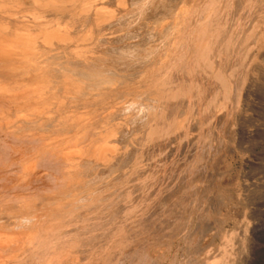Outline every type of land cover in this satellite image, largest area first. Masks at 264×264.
<instances>
[{
	"label": "rangeland",
	"instance_id": "1",
	"mask_svg": "<svg viewBox=\"0 0 264 264\" xmlns=\"http://www.w3.org/2000/svg\"><path fill=\"white\" fill-rule=\"evenodd\" d=\"M4 5V7L7 6L6 4ZM186 5L187 9L185 8V12L183 10V13H181L180 23H178L176 27L177 32L175 31L173 34V40L176 39L177 41L173 46L171 42L169 50L165 49L154 56L153 62L156 64L152 66L151 70L148 72L147 78L141 82V85L144 87L143 89L139 88L137 83L129 85L127 82L123 87L117 85L122 78H114L116 79V84L113 88H111L113 84L98 88L95 85L96 80L94 82L85 81L86 83L81 84L82 86L80 85V88L76 85L69 87L68 81L72 80L70 74H68V71L62 72L59 69V76H61L62 82L57 88H61L62 91L57 89L55 92V90L53 91L50 89L51 86L47 83L45 85H38L35 83L37 79L41 78L40 75L48 78L47 74L42 73L34 76L29 74L30 72L24 69V66H21L16 71H12L9 62L4 61L0 57V227H12V218L20 219L33 216L38 219L33 223V229L30 226L25 228V233H28L27 240L21 242L18 246L13 243L6 248L7 251L1 254L0 264H58V261H61L60 264H117L118 260L119 262L121 261L120 264H145V262H147V264H149V262L151 264H172L176 260L177 262H175V264H181L182 262L180 263V261H183L185 257L184 254L187 253L185 248L188 241L185 238L186 234L177 233L181 236L179 238H174L177 237L176 231L179 226L177 223V221H179L178 218L180 217L187 220L189 229H191L195 221L198 220V207L205 201V196L200 194L196 198L194 205L190 208V212L187 208L188 206L186 205L187 207H185L186 198L189 192H192L194 186L197 185L195 181L199 179L197 178V172L202 168H209L213 160L217 161L220 158L217 151H215L217 132L221 135L219 136V138L222 137L221 139L224 138L227 140L230 138L228 130L226 131L224 129L225 132H222V124L215 126L214 119L212 117H206L205 115L203 116V114H205V110L209 104L213 111L221 105L223 92H226L228 99L225 103L223 102L222 105H229L232 103L231 98H233V91H231V88L233 81L229 76L232 65L234 68L239 67V69L242 70V75L247 73L244 76H248L246 80L240 82L239 93H241L240 98H242V107L239 109V112H241V118L239 119L241 121L237 122L233 120L228 126L229 129L233 127L234 132L235 130L241 132L237 134L240 143L239 145L231 146V150H233L228 154L229 156L225 155L218 160V169L225 175L221 186L230 189V194L233 198L237 197L241 191L247 189L246 194L248 200L246 201V206L256 207L260 203L264 204V51L261 53L260 57H255L261 44L255 46V44L249 40L250 38L246 37L251 27H247L243 19L237 22L236 30L230 32L231 25H229L233 24L234 18L231 16H233V13L237 10L247 13L252 11L251 7L255 5L257 9L260 8V10L256 11L257 13H264V7L261 9V7L264 6V1L187 0ZM6 8L8 9L3 10H7L12 14L17 11L16 8L12 9L9 5ZM12 14L9 16L5 15L6 20L0 16V30L11 27V34H16L17 32L13 26L15 17H13ZM8 17H10V19H8ZM209 17H211V19ZM18 30H22V27H19ZM190 31L193 32L191 33ZM262 31L264 32V28ZM180 40L182 41L180 42ZM179 43L180 46L182 45L181 47ZM241 46L242 51L240 49ZM249 49L252 51V54L250 53L252 56L250 57L247 55L248 53L246 54ZM166 53H168L166 60L163 61L162 64H159L158 62L163 59L162 57L165 56ZM187 57H189L188 60ZM146 60L147 59H145V61ZM220 60L224 62V68L217 69L215 63ZM134 62V65H136L135 67L140 66V63ZM250 63H252V66L248 67ZM185 68L187 72L184 70ZM178 69L180 72H178ZM133 75H136V73ZM167 82H169V84ZM164 85L165 87L168 86L167 88H170V90L174 92L169 93L167 88L165 89L167 91L165 92L167 101H175L178 103L185 102L193 107H191L190 116H188L189 122L191 120V115L193 114L192 117L194 118L197 111H199L198 116H201L202 121L198 123V128L196 126L194 128L191 125L190 127L187 126L185 131L179 130L181 132L179 136L176 137V146L173 148L168 146L169 140L167 141V139L173 137L175 134L174 131L168 130L169 134L167 136L164 135V129H167L166 127H169V125H166L163 129V133H157L158 130L154 128L148 131L143 142L144 151L150 150L148 152L150 155L153 152L152 147L156 145L153 154H156V163L158 164H156L158 166L155 168L156 172L148 174V176H151L145 178L148 183L154 184V190L151 195L147 194L146 196L144 192V196L141 194L139 201L135 204L128 203L124 211L118 213L119 209L117 208V203L120 204L124 202L125 198L127 201L128 197L132 196L131 194H135L132 192L130 180L134 177L133 175L136 174V167L134 166L140 165L142 164L141 162H143V156H138L135 160L136 162L134 161V163H132L133 166L131 165L133 169H131L133 172L132 175L128 174L127 177L124 178L126 180L123 179L117 184H112V188L105 189L103 192L95 194L91 200L87 201V204L78 203L75 205V207L77 206L76 208L71 207L67 203L64 204L63 202L58 204L53 203L52 206L47 205V203H52L50 201L54 196H59L69 186L73 192L79 187L78 185L80 183L84 185L97 179L99 174L90 177L91 179L84 178V175V177L79 178L83 181L79 182L74 172L75 168L71 169L72 162L67 155L73 154L74 157L80 158V153L82 152L85 153L88 151V153H91L94 149L93 145H97L102 141L99 139L98 131H101L104 127L109 129V131H111V128H116V122L118 121L115 119L120 115L123 116L126 110L124 104L120 105L124 102L121 98L125 99V102H129L130 104L132 102V105H137L138 108L144 109L145 105L143 104V99H150L151 101L153 100V103L156 104L157 102L160 104L162 97L157 95L156 91L155 93L153 91ZM73 87L75 89H73ZM87 89L88 91H86ZM144 89L146 93H144ZM179 89L181 90V95ZM66 90L67 95H62ZM102 91H104L103 94L101 93ZM127 91L128 93L125 94ZM138 91L140 95L142 94L141 96ZM97 93L98 95H96ZM151 95L153 97H151ZM168 96L170 98H168ZM141 97H143V99H141ZM187 100L192 101L188 103ZM119 102L120 106L118 105ZM148 102L150 101L148 100ZM50 105L51 107H49ZM62 105L65 108H63ZM233 105L232 107L236 108V103ZM104 106L105 108L103 109ZM99 108L102 109L100 110ZM140 109L138 114H133V117L128 120L133 121L141 115L146 114L143 112L141 113L143 110ZM114 111L117 112L115 118L111 116L112 114L114 115ZM45 116L47 119H44ZM145 116H148V114ZM159 116L160 115L156 113L155 118H152L154 120L150 119L146 127H150L154 121L159 124L160 119H156ZM183 116L187 117V114L182 115V118H184ZM112 117L114 119H111ZM177 117V119L181 118L179 115H177ZM108 120L110 121L109 125ZM43 121L47 122L44 124ZM162 122L164 123V121ZM236 123H239L238 126ZM175 126L176 123L171 127ZM59 130L63 132L61 133ZM67 130L69 132H67ZM158 134L161 135L158 137ZM84 157L87 156L83 155L82 158ZM184 176L186 177V188L179 192L177 197H167V194H170V191L174 189L173 186L176 188L177 185L174 183H179L180 179H183ZM174 179H177V181L173 182ZM217 185L218 184H216V186ZM115 190L117 193L129 191L131 194L127 197L129 194L127 193L124 199H118L115 196ZM116 199L120 201L117 202L115 201ZM58 205L59 207H57ZM179 205L183 207L181 208ZM64 206L66 207L65 209ZM80 207H82V209H80ZM47 209L50 210L48 211ZM156 209L159 211H156ZM53 210H57L56 213H60V218L62 220H68L67 222H69L70 220L74 221V219H79V221L77 220L75 223L71 224L70 229H62L57 223L52 221L55 215ZM81 210L87 212L82 213ZM246 210L247 207L224 210L223 214L228 215L229 218H227L228 220L224 223L223 228L227 231H233L236 224L241 221ZM150 214L152 215L150 216ZM174 215L177 216L175 217ZM254 219V222L260 227V231L258 230L259 241L256 242L258 248L252 253H249V258H251L250 261L247 262L244 260L245 263L243 264H264V208L260 211L258 210ZM180 223L183 222L180 220ZM72 229L75 230L73 231ZM218 241L219 239H216L215 243L219 244L220 241ZM151 244H153V246ZM63 249L65 252L62 251ZM155 249H157L158 252L157 250L155 251ZM80 255H82V257ZM126 255H128V257L124 259ZM159 255L160 259H158ZM156 256L157 260H155V262L153 259H155Z\"/></svg>",
	"mask_w": 264,
	"mask_h": 264
},
{
	"label": "bare ground",
	"instance_id": "2",
	"mask_svg": "<svg viewBox=\"0 0 264 264\" xmlns=\"http://www.w3.org/2000/svg\"><path fill=\"white\" fill-rule=\"evenodd\" d=\"M186 1L187 0H0V3H1L0 9H2L0 10L1 18L6 20L5 15L9 16L10 14H12L7 10H3V9H8L6 8L8 5L11 6L12 9L13 8L17 9V11L12 14V16L15 17L14 19L15 23H13L14 24L13 26L17 33L11 34L12 33L11 27H6L0 30V57L4 61L9 62V66L12 71H16L21 66H24V69L28 70L30 72L29 74H32L34 76H37L42 73L47 74L48 78H45V76L40 75L41 78L37 79L36 81L34 80V81L38 85L39 84L45 85L47 83L48 85L51 86L50 89H52L53 91L55 90V92L57 89H60L62 91L61 88H57V86L61 84L62 82L61 76H59V69L62 72L68 71V74H70L72 80L68 81L69 87H72L75 85L79 87L81 84H85L86 83L85 81L94 82L96 80L95 85L98 88H103L104 86H108L110 84H113L111 86V88H113L114 85L116 84V79L114 78H122V80H119V84L117 85H120L123 87V85L127 82L129 83V85L131 84L133 85L137 83L139 85V88L143 89L144 87L141 85V82H143L147 78L146 76L148 72L151 70L152 66L156 64L155 62H153L154 56L157 55V53L162 52L165 49L169 50V46L171 42H172L171 45L173 46L175 42L177 41L176 39L173 40V36H174L173 34L176 31V27L178 23H180L179 20L181 19L180 18L182 15L181 13H183V10L185 12V8L187 6ZM256 1L257 0H255V2ZM4 4H6L7 6L4 7L5 6ZM263 7L264 6H262L261 9H263ZM251 8H252V11L247 12V13L239 12L238 10L236 12L233 11L234 13H233V16L231 17L234 18V21L232 22L233 24H229L231 25L230 32L233 30H236L237 22L243 19L244 24L247 27H251L249 29L250 31L246 34V37H249L250 38L249 40L252 41L255 44V46H259V44H261L257 54H255V57H260L261 53H263L264 51V32L262 31V29L264 28V13L262 12L257 13L256 11L260 10V8L257 9L255 5L252 6ZM209 15H210V11H209ZM211 17L209 18L211 19ZM8 19H10V17H8ZM19 27H22V30H18ZM181 41L182 40H180V42ZM179 46H180V43H179ZM240 49L242 51V46ZM250 53L252 54V51H250L249 49V51L246 52V54L250 57L252 56L250 55ZM167 56H168V53H166L165 56L162 57L163 59L161 60L159 59L160 62L158 63L162 64V62L166 60ZM188 58L189 57H187V60ZM145 59L147 60L145 61ZM134 61H136V63H140L139 64L140 66L135 67L136 65H134L135 64ZM176 63L179 64L180 61L179 63L178 62ZM251 66H252V63L248 64V67H251ZM215 67L217 69L222 68V67L224 68V62L221 60L216 62ZM184 70H186L187 72L186 68ZM178 72H180L179 69H178ZM134 73H136V75H133ZM245 74L247 73H244L242 75V70H240L239 67L234 68L232 65L229 71V76L232 78L231 80L233 81L232 88H231V91H233L232 92L233 98H231L232 103L229 104L230 108H229V105H222L223 102L225 103V101H227L228 99L226 92H223L221 105L219 107L216 106L217 108L213 111L211 110V106L209 104L207 106V109L205 110V114H203V116L205 115L206 117H212L214 119L215 126H219L222 124L223 125L222 132H225V130L226 131L228 130L229 132L230 138H228L227 140H225L224 138L221 139L222 137L219 138V136L221 135H219L217 132V138H216L217 143L215 145V151H217V154H219L220 156L218 160H220L221 157L228 155L232 152L233 149L231 150V146L239 145L240 143V140L238 141L239 137L237 134H240L241 132L236 131V130L234 132L233 131L234 128L230 125L232 128L229 129L228 126H229V123H231V121L233 120L237 122L241 121L239 119L241 118L240 117L241 112H239V109L242 107L241 106L242 98H240L241 93H239V90H240V82L242 80H246V77L248 76V75L244 76ZM186 77H187V74H186ZM167 83L169 84V82ZM167 87L168 86L165 87L164 85L162 87H159L157 90L154 89L153 91L154 93L156 91V94L162 97V101H160V104L154 101L156 102L155 104L152 102L153 100L152 101L150 99L145 100L143 99V97H141V99H143V104L145 105L144 109L138 108L137 105H132V102L131 104L129 102H125L126 100L121 98V100H124L125 103L122 102V104H120L119 102L118 105L124 104V107L126 108V110L123 116L120 115L115 119L116 121H118L116 122V128L114 129L111 128V131H109V129L104 127L105 126L104 125L103 126L104 128L101 131H98L99 139H101L102 141L101 143H98L97 145H93L94 149L91 151V153H88V151L85 152L88 154H85L84 152H82L80 153V158L74 157L73 154L67 155V157L69 156L68 157L69 160H71L72 162L71 169L75 168L74 172H75L76 177H78V179L84 177V175H85L84 178H90L92 176H96L97 174H99V176H97V179H94L95 178L94 177L93 178L94 180L92 182H89L84 185L83 183H80L78 185L79 187L78 188L75 187L76 190L73 192L71 191V187L69 186L59 196L58 195L54 196V198L50 201L52 203H47V205L52 206L53 203L58 204L60 202H63L64 204L67 203L71 207H75V205H77L78 203L87 204V201L91 200V198L95 196V194H99L103 192L105 189L112 188V184H117L118 182L122 181L124 178L127 177L128 174L132 175L133 173L132 163H134V161L138 158V156H143V159H142L143 162H141L142 164L140 165L134 166L136 167V170H135L136 174H134L133 175L134 177H132L130 180L132 192H134L135 194H131L129 191H121L120 193H117L116 190L118 189L115 190L116 191L115 196L118 199H121V198L124 199L127 193H129L127 197L130 194L132 195L128 197L127 201L125 198L124 200L125 203L124 202L120 204L117 203L118 204L117 208L119 209L118 213L124 211L128 203L135 204L137 201H139L141 194L143 195L144 192L146 196L147 194L151 195V193L154 190V184L148 183L145 178L148 176V174H151L152 172H156L155 168L158 167L157 166L158 164L156 163L157 162L156 154H153L154 149H155L154 147H156V145L152 147L153 152L150 155L148 153L150 150L144 151L143 142L147 136L148 131L154 128L158 130L157 133H163V129L166 127V125L167 126L169 125V127H166L167 129H164L165 130L164 135L167 136L169 134L168 130L174 131L175 134L173 135V137L171 136L172 138L169 137L167 139V141L169 140L168 146L173 148L176 146L175 145L176 140H177L176 137H178L181 132L179 130L185 131L187 126L190 127L191 125L194 128L195 126L198 128V123L199 122L201 123L202 121L201 116L200 117L198 116L199 111H197L194 118L192 117L193 114L191 115L190 117L191 120L189 122L188 116H190V111H191L190 109L192 107L190 104H186L185 102L178 103L175 101H170V102L169 100L167 101L166 100L167 95L165 94V92L167 91L169 93L172 92L170 88H167ZM166 88H167V91L165 90ZM200 88H201V85H200ZM73 89L75 88L73 87ZM67 90L64 91L65 93H63L62 95H67ZM86 91H88V89ZM103 92L104 91H102L101 93L103 94ZM127 93L128 91L125 94ZM144 93H146V90ZM96 95H98V93ZM139 95H140V92H139ZM180 95H181V90H180ZM151 97L153 96L151 95ZM168 98L170 97L168 96ZM148 100L150 102H148ZM191 101L187 100L188 103H190ZM234 103H236V108L232 107L234 106L233 105ZM40 107H41V104H40ZM49 107H51V105ZM62 107L65 108L63 105ZM80 107H81V104H80ZM104 108L105 106L103 107V109ZM139 109L143 110L141 111V113L143 112L146 114H143L141 116L139 115L140 117L138 118L135 117L136 119H134L133 121L131 120L129 121L128 119L129 118L131 119V117H133V114L134 115L136 113L138 114ZM80 111H81V108H80ZM116 113L117 112L114 111V115L112 114L111 116H114L115 118ZM156 113L160 115L159 117L156 118V119L158 118L160 119V123L158 124V122L154 121L152 125L147 128L146 125H148V123L150 122V119L154 120L152 118L153 117L155 118ZM147 114L148 116H145ZM185 114H187V117L183 116L184 118H182V115H185ZM177 115L181 116V118L177 119L178 118ZM114 118L112 117L111 119H114ZM44 119H47L46 116ZM162 121H164V123ZM46 122H44V124ZM108 122H109L108 123L109 125L110 121L108 120ZM175 123H176V126L171 127L172 125H175ZM62 132L63 131H61V133ZM67 132L69 131L67 130ZM160 135L161 134H158V137ZM155 136L157 137L156 134ZM162 140H163V137H162ZM83 155L87 157L82 158ZM170 156H171V153H170ZM218 160L217 161L213 160V163H211L209 168H202L201 170L197 172L198 173L197 178H199L195 180L197 185L194 186V188L192 189V192L190 191L189 195L186 198L187 200L185 202V207L188 206L187 208L190 212L191 211L190 208L194 205L196 198L200 194H203L205 196L204 198L205 201L202 203V205L200 204L201 205L200 207H198V211H197L198 220H196L197 222L195 221L194 225L191 227V229H189L187 220H184L180 217L178 218L179 221L176 220L179 226H178V230L176 231L177 237H174V238H179L181 236V235H178L177 233L186 234L185 238L188 241V244H186L187 249L185 248L187 253L184 254L185 257L184 259L182 258L183 261H180V263L182 262L181 264H243L245 263L244 260L247 262L250 261L251 258H249V253L250 252L252 253L253 251H255V249L258 248L256 242L259 241L258 240L259 238L258 230L260 231V227L257 225V223L254 222L255 220L254 217L256 216V213L258 212V210L260 211L261 209L264 208V204L263 203H260L259 205L254 204V205H257L256 207L246 206L247 205L246 201L248 200L247 194H246L247 189H245V191H241L240 194L237 195V197L233 198V196H231L230 194L231 190L228 188H223L221 186V183L225 175H223L224 173L222 174L218 169V166H217ZM158 161H159V158H158ZM158 173H161V172H158ZM82 181H83L82 179L81 180L79 179V182H82ZM176 181L177 179L173 180V182H176ZM185 181H186V177L184 176L183 179H180L179 183L177 182L174 183L177 186L176 188L173 186L174 189L170 191V194H167V197L169 198H171L172 196L177 197L179 192L183 191V189L186 188ZM216 184L218 185L216 186ZM105 196H108V195H105ZM115 201H117V199ZM119 201L120 200H118L117 202ZM179 206H181V208L183 207L182 205H179ZM57 207H59V205ZM244 207H247V210L244 212L241 221L236 224L235 229L233 231L225 230L223 226H224V223L227 222L228 220L227 218H229V216L223 214V211L229 210L231 208L233 210L235 208L238 209V208H244ZM65 208L66 207L64 206V209ZM80 209H82V207H80ZM154 210H155V207H154ZM56 211L57 210H53L55 215L52 221L57 223V225H59V227H61L62 229H70L71 224L75 223L77 220L79 221V219L77 220L74 219V221L70 220L69 221L70 223H69L67 222L68 220H62L60 218V213H56ZM156 211H159V210L156 209ZM81 212L84 213L87 211L83 212V210H81ZM151 215L152 214H150V216ZM36 220H38L37 217H33V216L31 217L27 216L25 218H20V219L12 218L11 219L12 227L10 228L0 227V258H1V254L7 251L6 250L7 247L12 245L13 243L17 244L18 246L21 242H24L25 240H27L28 233H25L24 230L26 227H29V226L33 229L34 226L32 227V225L33 223H35ZM180 220L183 223H180ZM30 232H31V229H30ZM78 234L81 235L80 233ZM216 239L217 240L219 239L220 241L219 244L215 243ZM151 245L153 246V244ZM156 250L157 249H155V251ZM62 251H64V249ZM85 255H86V251H85ZM94 255H95V252H94ZM80 256L82 257V255ZM127 257L128 255H126L124 259H127ZM158 259H160V255ZM153 260L154 261L157 260V256ZM175 262H177V260L174 261L173 263L175 264ZM57 263L60 264L61 261H58ZM118 263L120 264L121 261L119 262L118 260ZM50 264H56V263H50ZM145 264H147V262H145ZM149 264L151 263L149 262Z\"/></svg>",
	"mask_w": 264,
	"mask_h": 264
}]
</instances>
